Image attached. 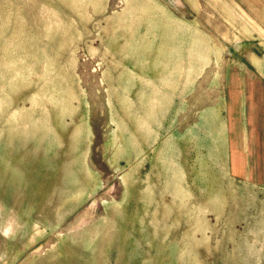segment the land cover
I'll use <instances>...</instances> for the list:
<instances>
[{
	"label": "rangeland",
	"instance_id": "rangeland-1",
	"mask_svg": "<svg viewBox=\"0 0 264 264\" xmlns=\"http://www.w3.org/2000/svg\"><path fill=\"white\" fill-rule=\"evenodd\" d=\"M124 8V0H0V196L5 211L12 205L25 213L19 219L26 224L55 223L58 203L67 206L69 194L86 187L83 163H73L85 148V115L101 133L111 96L121 116L124 73L105 64H112L109 52L121 51L134 25L121 17ZM175 10L196 21L195 46L204 38L212 59L204 79H212L218 53L225 65L235 46L233 25L218 22L217 7ZM157 28L161 37L163 26ZM57 141L65 147L60 159ZM38 155L48 162L38 163ZM31 165L64 169L47 183L35 173L25 178ZM99 167L104 189L72 209L62 227L80 229L61 239L52 234L49 239L63 245L29 264H264L262 191L237 193L227 185L223 198L215 192L203 201L206 217L194 209L197 217L190 218L179 203L151 209L144 223L136 192L119 201L121 185ZM0 246L14 251L20 239L0 238Z\"/></svg>",
	"mask_w": 264,
	"mask_h": 264
},
{
	"label": "crops",
	"instance_id": "crops-1",
	"mask_svg": "<svg viewBox=\"0 0 264 264\" xmlns=\"http://www.w3.org/2000/svg\"><path fill=\"white\" fill-rule=\"evenodd\" d=\"M124 2L121 17L134 25L125 34L121 51L109 52L112 64H105L124 73L121 116L111 96L101 133L97 134L90 114L85 115V148L81 161L73 163H83L87 185L69 194L72 201L67 206L64 200L58 203L55 223L26 224L19 219L25 213L12 205L5 211L0 196V238L20 239L14 251L0 248V264L22 259L29 264L34 256H46L63 245L60 239L67 233L79 230L72 223L66 231L62 227L72 209L104 189V170L99 165L121 185L119 201L136 192L144 223L151 209H173L179 203L190 218L194 209L206 217L203 201L215 192L223 198L227 185L237 193H264V0ZM210 6L219 9L218 22L233 25L235 46L228 52L230 65L221 64L219 52L212 63L218 69L212 79H204L212 61L210 49L204 47V38L201 46H195L196 21L175 8ZM146 25L149 35L144 34ZM157 25L163 26L161 37ZM179 27L184 29L180 33ZM56 146L60 159L65 147L59 141ZM73 153L77 157L76 149ZM46 158L40 162L38 155L37 162L47 163ZM33 168L25 169L29 171L25 178L35 173L47 183L64 169L60 165ZM102 200L105 206L109 202ZM52 234L61 238L51 241Z\"/></svg>",
	"mask_w": 264,
	"mask_h": 264
}]
</instances>
